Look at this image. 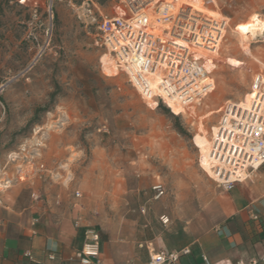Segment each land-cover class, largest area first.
Instances as JSON below:
<instances>
[{"label":"rangeland","instance_id":"rangeland-1","mask_svg":"<svg viewBox=\"0 0 264 264\" xmlns=\"http://www.w3.org/2000/svg\"><path fill=\"white\" fill-rule=\"evenodd\" d=\"M180 1L228 24L216 53L190 47L212 89L169 107L146 101L109 57L104 23L132 16L121 0H0V162L17 158L14 172L32 155V177L51 167L54 183L119 213L138 210L171 173L218 186L215 130L231 104L249 107L264 78V32L242 34L252 16L264 21V0ZM168 32L159 29L171 45Z\"/></svg>","mask_w":264,"mask_h":264},{"label":"crops","instance_id":"crops-1","mask_svg":"<svg viewBox=\"0 0 264 264\" xmlns=\"http://www.w3.org/2000/svg\"><path fill=\"white\" fill-rule=\"evenodd\" d=\"M41 169L32 177L31 162L25 177L0 194V264H78L70 258L84 249L88 228L100 235L94 261L102 264H148L153 253L185 248L191 252L177 264H205L204 257L209 264H264L251 221L252 214L264 221V164L229 192L189 173H171L161 184L165 195L155 199L150 190L131 213L76 198L79 188L74 193L54 183L53 168Z\"/></svg>","mask_w":264,"mask_h":264},{"label":"built area","instance_id":"built-area-1","mask_svg":"<svg viewBox=\"0 0 264 264\" xmlns=\"http://www.w3.org/2000/svg\"><path fill=\"white\" fill-rule=\"evenodd\" d=\"M132 12V16L129 17H116L113 18L107 22L104 23L103 26V31L105 34V40L107 45H109L112 49V52L115 54L116 58L120 61L122 60L123 55L129 59V62L131 64V60L134 58L135 55H139L141 49L143 48L145 38L142 36L143 32L140 31L141 36H139L138 40L134 41V32L131 30L133 29L132 24H128L130 28V32L128 35L123 33L122 31V20H126L127 22H134L136 18V13L135 10L137 11V8L132 7V4L129 3V0H121ZM145 3V2H144ZM149 3H147L148 5ZM170 5L176 6V4H173L171 1L169 3ZM159 7V6H158ZM160 10H158L155 13L159 14ZM157 14V15H158ZM166 21L163 22L165 25ZM168 30V29H167ZM168 34H171V32L174 33V35L178 36L176 38H180V31L181 29H178L175 31V26L172 25L171 29L168 30ZM171 31V32H170ZM129 37H131V40H129ZM164 42V45H166V52L168 55V59L166 62V65H164L165 59H162V62L160 66H158V60L156 59L155 62L151 64V67L149 68V64L151 62V57L152 54H149L145 56V70L149 68L151 72H155V70L158 68L161 71L164 72H169L168 79H173V77H176V81L179 83V77L186 79V77H192L191 76V68H187L184 70V72L181 75V68L182 66L180 63L177 65V60L173 59L175 52L170 51L171 48L173 47H178L174 42L173 44L169 45L164 39H160V42ZM176 42V41H175ZM185 48V47H184ZM186 52L189 54V61L194 64H198L199 69H204V75L201 80H198L197 82L194 81L192 78L189 80L191 81L190 85H188L189 90L187 91L186 89H183L181 92L182 94H179V104L181 105H189L192 102L195 101V98L197 96H200L202 93V89H197L199 84H203L207 81L211 82L210 77H208V74L204 68V66L196 60V58H193L191 55V48H185ZM166 56V53H165ZM185 57V56H184ZM133 67V63L131 64ZM130 65V66H131ZM176 69V73H174ZM128 70L130 74L132 75V69L128 67ZM202 72V71H201ZM174 74V76H173ZM129 75V74H128ZM133 76V75H132ZM130 77V75H129ZM142 78V77H140ZM164 78V77H163ZM162 78V79H163ZM134 79H136L134 77ZM143 79V78H142ZM160 84L164 86L165 92L169 94L171 98H173V94L175 93V90H171V87L173 86L169 84L168 80H162ZM131 80V77H130ZM165 83L167 84V87L165 86ZM192 84L196 87V90L193 92ZM213 87L212 82L205 87V90H211ZM143 92H141L143 95L146 97L151 94L149 90L144 88ZM253 102L255 104H258L260 106L257 109H254L251 112V115L247 119V127L243 128L244 124L241 125L239 122H236L234 119H230L229 113H231V109L233 108L234 104H231L230 111H227L223 117L222 123L224 122V119H226V123L220 124V127L218 128L219 131L221 130V135L220 138L217 141V147L221 146L220 150V155L223 154L225 158H229L230 160L228 161V168L231 169L230 173L238 170L242 166H246L248 164V168L246 169V172L253 173L256 171L262 164H264V116H262V111H263V100H264V78L262 76H257L254 81V88H253ZM197 99V98H196ZM260 102V103H257ZM259 120H261L259 122ZM254 121V122H253ZM259 126L263 129V131L258 133V127ZM250 128V129H249ZM232 133V136L229 137V134ZM215 142V141H214ZM214 148V147H213ZM214 154L216 152L214 151ZM32 157V155L30 156ZM251 159V161H249ZM17 158H14L9 156V162L7 164H2L0 162V194L5 193L9 190H11L18 182L22 180L24 174L22 173L23 171V166L17 167V169L14 172H10L7 168L10 163H15ZM27 163L30 164L32 160L27 158ZM258 163L259 167L257 169L253 168L252 163ZM227 172V171H226ZM250 175H248L249 177ZM218 182V181H217ZM238 183L237 181H223V182H218V186L221 187L224 191L229 192L231 191L235 184ZM152 190L155 192V199H160L165 195V191L163 189V186L161 184H156L153 186ZM76 198L81 197V193L76 192L75 194ZM251 221L254 222V224L257 225V233L261 239V242L264 246V221L261 219V217L258 214H252L251 216ZM86 235V245L82 251H79L75 254V256L70 258L71 262H77L78 264H102L99 260L94 261V258L97 257V251H98V246H99V241H100V235L98 232L93 229V228H88L86 229L85 232ZM190 249L185 248L180 251H173V252H158V253H153L150 255V259L148 264H177L180 259L183 256H186L190 254ZM50 259H54L53 256H50ZM262 260L264 261V256L262 257ZM204 263L209 264V261L207 257H204ZM256 260H253L251 264H256ZM240 264H244L243 262H240Z\"/></svg>","mask_w":264,"mask_h":264},{"label":"bare ground","instance_id":"bare-ground-1","mask_svg":"<svg viewBox=\"0 0 264 264\" xmlns=\"http://www.w3.org/2000/svg\"><path fill=\"white\" fill-rule=\"evenodd\" d=\"M129 3L132 4V7L137 8L138 10H135L136 18L134 22L130 23L126 20H122V31L123 33L128 35L130 32L128 24H132L133 29L131 31L135 34L134 41L138 40L139 36H141L140 31L143 32L142 36L145 38V41L139 55H135L134 58L131 60V64L133 63V67L130 64L129 59L125 57L124 54H122L123 58L122 60L120 59V61L117 58V60L115 58H112V56L109 55L114 67L116 69H121L126 74H129L131 77V83L139 92L145 93L143 89H146L147 87L151 94L146 97V101H151L152 98H159L163 101L165 105L169 107L173 105L181 106V104H179L178 102V100L180 99L179 94H182L181 91L183 89H186L188 91V85H190L191 81L194 80L197 82L198 80H201L204 75V69H199L198 64L196 65L189 61V54L186 52L185 48L190 49L192 45L197 43L201 45L200 48L204 49V51L216 53L224 37V34L226 32V26L228 23L224 19L210 18L205 15H202L200 13L203 12H201L198 7L183 4L180 0L176 6L170 5V0H129ZM147 3L149 4L147 5ZM158 10H160L158 18H152L151 14L157 12ZM164 21H166L165 26L163 24ZM222 21L225 22V25L224 23H222ZM172 25L175 26V31L181 29L179 33L180 38H176L177 40L176 42H174L178 47H173L170 50L175 52L173 59L177 60V65L180 63V65L182 66L181 75L184 70H186L187 68H191L190 70L192 76H188L186 77V79L179 77V83L176 81V77H173V79H168V76L170 74L169 72L161 71L158 68L155 70L154 73L149 70L151 64L155 62L156 59L158 60V66H160L163 58L165 59L164 65H166L168 55L166 52V45H164V42H160L161 35L159 33V29L165 27L170 30ZM258 31L264 32V21H262L257 15H254L248 22L244 24L242 34L245 35L247 38L248 34H250V37H255ZM129 40H131V37H129ZM149 54H152L151 62L149 64V68L145 70V56ZM128 67L129 69H132L133 76L130 74ZM174 73H176V69ZM134 77L136 79H134ZM140 77H142L143 79ZM190 78H192L193 80H189ZM161 79L163 81L168 80L169 84L173 86V88L171 87V90H175L173 98H171L169 94L165 92L164 86L160 84ZM209 83L210 81H207L203 84H199L197 89H202L201 91H205V87L209 85ZM165 86L167 87L166 83ZM191 86L193 88V92L198 91L196 90L194 84H192ZM255 102H253L252 99L249 107H244L241 109L232 108L231 113H229L230 119H234L236 122H239L240 127L242 124H244L243 128H246V118L250 117L251 112L254 109H257L258 111V108L260 107L258 106V104H255ZM228 111H230V108L228 109ZM260 121L261 120H259V122ZM224 123H226V120ZM256 127H258V133L263 131L261 127ZM220 135L221 130L219 131V129L217 128L215 130V142L213 147L216 154L218 155V160L217 163L213 165L217 167V170L215 172L213 171V176L218 182H223L227 180L241 182L248 176L246 172L248 164L245 167L242 166L238 170H235L230 173L231 169L228 168V161L230 159L228 157L225 158L223 154H219L222 144H220V146L216 150L218 144L217 141L220 138ZM231 136L232 133L229 134V137ZM249 161H251V159H249ZM252 165V167L255 169L259 167L258 163L253 162Z\"/></svg>","mask_w":264,"mask_h":264},{"label":"trees","instance_id":"trees-1","mask_svg":"<svg viewBox=\"0 0 264 264\" xmlns=\"http://www.w3.org/2000/svg\"><path fill=\"white\" fill-rule=\"evenodd\" d=\"M175 115H177L174 111H172Z\"/></svg>","mask_w":264,"mask_h":264}]
</instances>
